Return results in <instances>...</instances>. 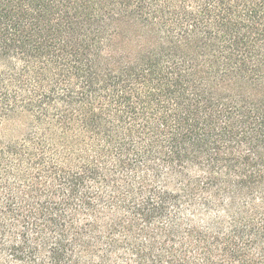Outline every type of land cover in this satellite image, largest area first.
<instances>
[{
	"label": "trees",
	"instance_id": "16d2710c",
	"mask_svg": "<svg viewBox=\"0 0 264 264\" xmlns=\"http://www.w3.org/2000/svg\"><path fill=\"white\" fill-rule=\"evenodd\" d=\"M0 264H264V0H0Z\"/></svg>",
	"mask_w": 264,
	"mask_h": 264
}]
</instances>
